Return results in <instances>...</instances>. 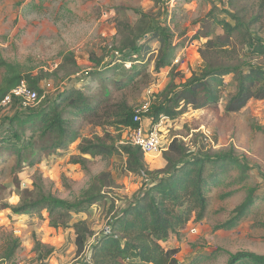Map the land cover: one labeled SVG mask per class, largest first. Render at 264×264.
<instances>
[{"label":"rangeland","instance_id":"rangeland-1","mask_svg":"<svg viewBox=\"0 0 264 264\" xmlns=\"http://www.w3.org/2000/svg\"><path fill=\"white\" fill-rule=\"evenodd\" d=\"M260 1L0 0V59L20 66L43 90L35 106L0 105V264H91L92 247L110 231L113 219L134 200L142 184L141 178L128 172L127 157L119 151L128 142L124 129L98 127L90 120L73 118L67 110L63 117L73 121V144L64 150L42 153L39 148L48 137L40 138V124L30 115L75 89L92 98V103L107 93L110 100L103 107L111 111L120 104L132 110L150 106L162 99L170 83H184L202 68L200 49L208 39L223 34L213 21L233 24L226 11L242 23L258 18L250 28L264 40V6ZM154 29H166L172 35L168 65L156 72L150 57L145 72L130 81L132 73L127 69L133 65L137 70L144 67L135 61L136 55L134 62L120 68L118 65ZM206 33L210 38L204 37ZM148 46L156 53V40ZM232 46L240 51L239 44ZM239 61L243 60L235 55L231 63ZM251 62L264 65L263 58ZM214 63H226V58L221 54ZM3 73L0 71V80ZM223 83L219 112L189 108L164 126L161 151L143 158L149 170L162 169L163 153L177 139L191 157L230 154L240 164L241 169L224 174L221 171L228 167V160L207 166L212 176L220 174V184L210 181L205 217L200 222L191 220L162 244L178 249L179 264H226L230 255L237 253L264 256V133L257 128H264V100H250L240 112L226 114L224 107L235 91L236 81L228 75ZM14 116L23 123L11 125L9 120ZM10 128L19 133V146L32 144L23 154L21 166L9 147L15 142H2L10 137ZM85 140L117 150L82 155L78 148ZM31 156L35 158L33 165L28 163ZM74 158L83 159V164H73ZM37 187L44 194L71 203L90 195L102 198L84 212L59 215L58 222L65 227L55 229L49 225L46 211L13 213L37 199ZM231 191L236 192L221 198ZM248 195L254 201L246 217L231 230H214L234 216L235 208ZM77 230L88 238L80 253L75 246ZM15 239V254L6 259V248Z\"/></svg>","mask_w":264,"mask_h":264},{"label":"trees","instance_id":"trees-1","mask_svg":"<svg viewBox=\"0 0 264 264\" xmlns=\"http://www.w3.org/2000/svg\"><path fill=\"white\" fill-rule=\"evenodd\" d=\"M187 1V0H185ZM252 1V0H245ZM260 6H264V0ZM233 24L227 20H214V25L220 26L223 34L208 39L199 51L204 63L202 68L193 73L184 83H170L162 92V99L149 106L148 119L156 122L160 115L173 121L189 108L191 110H206L219 112L218 106L221 99L223 77L233 75L236 87L224 107L226 114H235L245 108L250 100H264V65L254 64L252 59H264V40L251 31L250 25L255 24L258 18L249 23L241 20L230 12H225ZM206 33L205 38H210ZM144 38V36L142 37ZM195 38H198L196 36ZM143 40V39H142ZM156 40L158 49L151 50L149 42ZM172 35L166 29H154L151 36L143 43H135L130 54L123 57L125 66L135 61L141 62L142 70L131 66L130 81L145 72L147 60L151 57L154 62V70L160 71L169 62L172 45ZM139 42H141L139 40ZM232 43L240 46V51L232 49ZM150 52V55L148 56ZM224 55L226 63H214L215 57ZM240 54V55H238ZM238 56L241 60L233 65L231 61ZM148 58V59H147ZM0 71L4 72L0 80V103L20 81L24 80L27 87L36 93L38 100L43 97V90L28 73L23 72L20 66L8 63L0 59ZM102 99L96 100L84 94L81 89L62 93L55 97L48 107H41L30 115V119L37 118L40 124V138L48 137L42 144V153H50L68 148L75 139L72 122L63 117V113H70L73 118L90 120L96 126L107 125L119 129H134L137 125L133 122L134 111L124 104L116 105L114 111L103 107L109 101V95L104 94ZM22 106V100L12 97L10 105ZM103 112L101 113V111ZM18 114V113H17ZM18 117V116H17ZM16 116L9 120L22 124ZM98 119L105 120L96 123ZM93 120V121H92ZM264 133V128L257 127ZM10 137L4 138L3 143L10 145V150L16 154L17 165L21 166L23 154L31 147V143L19 146L21 138L16 130L9 129ZM117 150L114 147H106L104 144H94L85 140L79 146L78 151L82 155L107 154ZM119 151L127 157V169L130 174L141 178L142 184L130 202L112 221L110 231L104 233L94 244L91 264H179L176 255L177 248H164L171 235L182 230L191 220L200 222L206 214L208 206L209 186L215 183L218 186V175L213 176L208 172L207 166L228 160V167L221 171H234L240 168V164L230 154L228 155H202L191 157L181 141L174 139L163 153L165 166L160 170H149L144 161V155L139 148L127 144L119 147ZM34 156L28 160L33 165ZM83 159L74 158L73 164H83ZM211 181V183H210ZM218 182V183H217ZM36 196L33 202L25 203L20 208L14 209L15 215L41 213L46 211L49 216V225L55 229L64 228L63 223L58 222V216H68L86 211L88 207L102 198V195H90L84 200L68 202L53 197L51 194L42 193V188H36ZM236 191L224 194L225 199ZM253 198L248 195L246 199L234 210V216L228 221L215 227L214 230H231L236 227L253 205ZM87 237L77 230L75 246L77 252L84 250ZM18 247V240L9 242L5 256L11 259ZM121 262V263H120ZM129 262V263H126ZM132 262V263H131ZM135 262V263H134ZM226 264H264V256L252 253H237L230 255Z\"/></svg>","mask_w":264,"mask_h":264},{"label":"built area","instance_id":"built-area-1","mask_svg":"<svg viewBox=\"0 0 264 264\" xmlns=\"http://www.w3.org/2000/svg\"><path fill=\"white\" fill-rule=\"evenodd\" d=\"M12 97L22 100L24 106H35L38 98L35 92L31 91L24 80L20 81L8 95H6L0 105H10ZM149 105L145 104L134 111L133 122L137 125L134 129H124L128 138L127 144L137 147L143 155L158 153L162 147V132L166 124L170 123L168 117L160 115L156 122L147 118Z\"/></svg>","mask_w":264,"mask_h":264},{"label":"crops","instance_id":"crops-1","mask_svg":"<svg viewBox=\"0 0 264 264\" xmlns=\"http://www.w3.org/2000/svg\"><path fill=\"white\" fill-rule=\"evenodd\" d=\"M252 1H254V0H252ZM261 1H262V0H261ZM261 1H260V2H261ZM261 11H264V9H261ZM252 208H253V207H251L250 210H252ZM250 210H249V211H250ZM249 211H248V212H249ZM248 212L246 213V215L248 214ZM246 215H245L244 217H246ZM244 217H243V218H244Z\"/></svg>","mask_w":264,"mask_h":264}]
</instances>
